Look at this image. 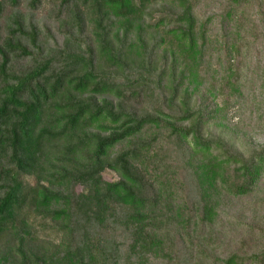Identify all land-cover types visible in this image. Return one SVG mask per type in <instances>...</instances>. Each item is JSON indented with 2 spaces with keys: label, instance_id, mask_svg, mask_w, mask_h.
<instances>
[{
  "label": "trees",
  "instance_id": "16d2710c",
  "mask_svg": "<svg viewBox=\"0 0 264 264\" xmlns=\"http://www.w3.org/2000/svg\"><path fill=\"white\" fill-rule=\"evenodd\" d=\"M204 1L0 0V264H264L214 241L264 178V0Z\"/></svg>",
  "mask_w": 264,
  "mask_h": 264
},
{
  "label": "rangeland",
  "instance_id": "374dc122",
  "mask_svg": "<svg viewBox=\"0 0 264 264\" xmlns=\"http://www.w3.org/2000/svg\"><path fill=\"white\" fill-rule=\"evenodd\" d=\"M219 8L220 0L204 1L203 11L206 15L217 13ZM227 117V123L232 126L240 120L235 110L231 111ZM241 142L246 147L264 144V131H248V134ZM104 177L109 181L118 179V175L111 170H107L104 173ZM225 229L229 231V238L231 239L221 246V251L225 254L223 256L236 251L239 253L248 252L251 255V246L256 243L252 235L261 237L264 240V178L253 193L246 196L232 197L223 203L221 218L216 227L214 237L215 243L219 246L221 235L217 232L219 230L225 231ZM49 232L51 231L48 230L46 233L48 234ZM218 255L220 256V249ZM217 262L220 264V260H217Z\"/></svg>",
  "mask_w": 264,
  "mask_h": 264
}]
</instances>
